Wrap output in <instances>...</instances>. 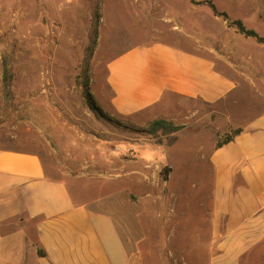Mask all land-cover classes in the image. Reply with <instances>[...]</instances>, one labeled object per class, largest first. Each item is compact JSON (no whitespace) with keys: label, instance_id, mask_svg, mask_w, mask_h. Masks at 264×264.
I'll use <instances>...</instances> for the list:
<instances>
[{"label":"rangeland","instance_id":"obj_1","mask_svg":"<svg viewBox=\"0 0 264 264\" xmlns=\"http://www.w3.org/2000/svg\"><path fill=\"white\" fill-rule=\"evenodd\" d=\"M234 20L264 37V0H0V146L39 155L46 176L64 181L75 200L126 194L138 215L139 264H207L196 243L209 237L210 173L205 162L187 163L200 138L180 139L172 174L169 165L142 164L161 163L164 154L150 148L176 135L154 138L153 121L113 111L106 63L155 41L211 47L225 63L217 67L247 89L245 119L264 109V44ZM174 103L212 114L196 100ZM213 139L210 131L204 143Z\"/></svg>","mask_w":264,"mask_h":264},{"label":"crops","instance_id":"obj_2","mask_svg":"<svg viewBox=\"0 0 264 264\" xmlns=\"http://www.w3.org/2000/svg\"><path fill=\"white\" fill-rule=\"evenodd\" d=\"M217 62L224 63L199 44L155 41L127 48L106 63L110 106L120 116L180 127L171 145L150 148L164 154L163 163L142 161L145 166L169 165L172 174L180 139L200 138L187 163L205 162L211 184L209 237L196 244L207 264H264V109L241 118L247 89ZM182 100L201 102L212 114L183 110L174 103ZM235 128L242 131L216 147ZM210 131L214 139L204 143ZM127 197L116 192L75 200L64 181L46 176L39 155L0 146V264H139L138 215Z\"/></svg>","mask_w":264,"mask_h":264},{"label":"trees","instance_id":"obj_3","mask_svg":"<svg viewBox=\"0 0 264 264\" xmlns=\"http://www.w3.org/2000/svg\"><path fill=\"white\" fill-rule=\"evenodd\" d=\"M203 3L210 7V9L212 10V12L215 16H221V17H223L224 20L229 21L227 14L225 12H222V13L217 12L214 5L210 1H204ZM229 23L231 25H234L236 27V29L239 31V33L245 35L246 37L254 38L257 42L264 44V37L259 36L253 30H247L240 20L230 21ZM3 73H4V79H5L4 83L6 86L7 85L6 80L8 78V76H7L8 71L6 68H4ZM179 130H180L179 127H175L169 122H166L164 120H155L150 124V127H149L147 133L155 138V137H157L158 133H160L163 136H168V135H173L174 133H176ZM241 131L242 130L240 128H237V129L232 130L231 132H229L225 136L219 137L218 141L216 143V147H220L221 145H224V144L230 142ZM172 139H173L172 140V142H173L176 139V137L174 136ZM163 171H167V168H164Z\"/></svg>","mask_w":264,"mask_h":264}]
</instances>
